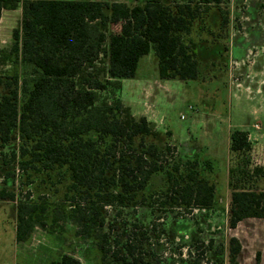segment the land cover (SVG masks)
<instances>
[{"label":"trees","instance_id":"1","mask_svg":"<svg viewBox=\"0 0 264 264\" xmlns=\"http://www.w3.org/2000/svg\"><path fill=\"white\" fill-rule=\"evenodd\" d=\"M220 1L141 0L130 5L0 0V19L4 9H21L12 46L2 60L21 63L23 68L0 74V147L8 145L17 132L19 145L12 150L11 161L17 159L23 171L68 175L66 194L75 200L70 215L83 222L85 232L90 233L92 224H104L105 205L138 202L139 192L157 173L166 175L167 186L162 196L154 193L141 199L149 206L215 207V183L201 172L211 168L210 162L163 161L167 153L159 141L171 133L156 130L145 116H134L117 92L123 79L136 76L140 59L150 52L157 58L161 79H197L196 45L186 36L195 21L203 20L207 7L202 4L219 5ZM226 21L222 13L221 24ZM109 25L119 29L107 33ZM251 150L246 130L231 132L229 228L246 218L264 219V186L259 185L264 175H253L264 169L253 165ZM5 198L15 200L16 194L1 188L0 199ZM46 209L45 202L30 197L18 202V243L27 241L36 226L45 225ZM172 229V238L191 235L197 239V233L184 223ZM210 247L209 264H241L242 243L236 236H230L226 246L214 248L211 242ZM255 259L264 264L260 251ZM46 264L81 261L63 253Z\"/></svg>","mask_w":264,"mask_h":264},{"label":"rangeland","instance_id":"2","mask_svg":"<svg viewBox=\"0 0 264 264\" xmlns=\"http://www.w3.org/2000/svg\"><path fill=\"white\" fill-rule=\"evenodd\" d=\"M202 7H207L201 14L203 20L195 21L192 32L186 36V40L191 39L196 45L199 77L164 81L158 86L155 82L158 65L153 64L156 56L150 52L143 58L151 60L150 68L140 74L145 82L149 81L153 91L148 94L130 88L127 92L132 100L140 101L141 112L148 113L160 130L171 131V135L164 134L159 141L167 153L163 161L186 159L182 156L184 148L196 147L199 156L210 162L215 172L225 176L230 132L242 129L257 138L259 131H264V0H221L219 5L202 4ZM222 13L227 19L224 25ZM20 21V9L7 11L3 16L0 74L23 69L21 63L2 60L12 46V31ZM118 29L119 25H109L107 33ZM117 95L122 98V90ZM122 100L127 106L126 95ZM255 124L260 127L256 128ZM257 139L263 142L264 136ZM18 145L15 132L11 142L0 147V189L8 188L16 194L15 200L0 199V264H14L16 207L27 197L46 203L45 225L36 226L27 241L16 245L17 263L46 264L69 253L81 264H209L213 251L210 243L213 242L214 248L226 246L230 234L235 233L225 225L223 212H218L212 220L208 210L160 203L151 207L141 201L154 193L162 196L167 186L164 173L151 177L135 204L105 205L104 224H92L90 233L85 232L83 222L70 215L75 200L66 194L68 175L23 171L17 159L10 160L12 150H17ZM260 166L264 169V164ZM253 175H264V170ZM259 185L264 186V181ZM176 223L188 225L190 231L197 233V239L191 235L183 239L170 237ZM260 229L251 243H256L257 249L264 247V229ZM246 256V264L249 261L258 264Z\"/></svg>","mask_w":264,"mask_h":264},{"label":"crops","instance_id":"3","mask_svg":"<svg viewBox=\"0 0 264 264\" xmlns=\"http://www.w3.org/2000/svg\"><path fill=\"white\" fill-rule=\"evenodd\" d=\"M139 1H141V0H132V2H128V1L126 2L125 1V3L132 5V4H135ZM166 1L171 2L170 0H166ZM117 2H122V1H117ZM18 9H20V8H18ZM14 10H16V9H14ZM7 11H10V10L4 9L2 11L0 24L2 23L3 16L5 15V12H7ZM144 56H146V55H144ZM144 56L139 61L136 76L133 78H125L122 80V89H121L122 90V98H124V95L127 96L128 100H129V103L127 104V106H129L131 108V111H132L134 116H136V117L137 116H145L152 123V125L155 127L156 130L162 131L159 129L156 122L153 119H151V117H149L148 113L141 112L140 101L132 100L130 97V94L127 92V90L130 88L133 91L134 90H142V92H145L148 94L153 91V87L149 85V81L145 82L144 79L142 78V75L140 74L141 72L145 73L150 68L149 63L151 62V60L150 59H143ZM153 64L158 65V61L156 58L153 59ZM127 79H129V81L126 83ZM175 80H179V79H161L159 77V74L155 77V82H157V84L158 83L160 84V85L158 84V86H161L162 84H164V83H160V82L175 81ZM182 81H185V80H182ZM256 125H258V124H255L256 128L260 127L259 125L258 126H256ZM162 132H166V131H162ZM231 132H230V134H231ZM248 133H249L250 139L252 141L251 158H252L253 165L264 164V139H262L263 142H260V143H259V139H257L258 137L264 136V131H262V132L259 131L257 138H252L251 133L250 132H248ZM182 148H184V147L182 146ZM182 156L183 157L186 156V159L197 158L198 160H200V162L205 161L204 159H202L199 156L198 149L196 147L184 148V150L182 152ZM233 166H234V159H232V154L230 153V139H229V154H228V162L226 165V170L224 173L225 176H221L223 174L215 172L212 168H207L208 172L205 171L204 168L201 169V172L203 175H214L212 177H209V179L212 182H214L215 186H216L215 207L211 210H208L209 212L211 211L210 216L212 217V220L213 219L215 220L217 213L223 212L224 213L223 221H224L225 225H227V227H228V210H229V206H230V193H231L230 170ZM220 184L222 185L221 186L222 189H219ZM16 219H17V214L15 215V220H14L15 221L14 222V230H15L14 264H17V262H16V258H17L16 257V245L18 244V242L16 240ZM260 227L262 229H264V219H262V218H246V219L242 220L241 222H239L235 228H230L231 230H233L235 232L234 234H230V236H236L237 238L240 239V241L242 243V251H241V256H240V263L241 264H246V261H245L246 254H247L246 257L248 260H252V258L255 259L256 253L258 252L257 250H259L261 252L262 258L264 259V247L259 246V249H257L256 243L251 245V243L255 242L254 239L256 238V236H258L257 232L261 230ZM244 230H245V232H244ZM259 234H260V232H259ZM263 244H264V241H263ZM253 252H254V254H253ZM249 264H251V261H249ZM260 264H263V263H260Z\"/></svg>","mask_w":264,"mask_h":264},{"label":"built area","instance_id":"4","mask_svg":"<svg viewBox=\"0 0 264 264\" xmlns=\"http://www.w3.org/2000/svg\"><path fill=\"white\" fill-rule=\"evenodd\" d=\"M256 126H258V125H256Z\"/></svg>","mask_w":264,"mask_h":264}]
</instances>
